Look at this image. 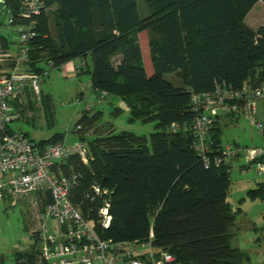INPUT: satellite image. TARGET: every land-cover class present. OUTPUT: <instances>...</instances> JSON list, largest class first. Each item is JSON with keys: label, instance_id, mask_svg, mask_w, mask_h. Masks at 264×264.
<instances>
[{"label": "trees", "instance_id": "trees-1", "mask_svg": "<svg viewBox=\"0 0 264 264\" xmlns=\"http://www.w3.org/2000/svg\"><path fill=\"white\" fill-rule=\"evenodd\" d=\"M45 1L56 10L37 17L27 68L44 74L42 64L48 60L60 69L81 59L85 65L79 74L91 73L96 92L119 97L129 121L155 123L149 136L116 132L114 124L92 141L80 135L89 142L90 163L72 156L64 165L65 172L83 175L72 191L75 204L98 223L110 199L113 218L106 237L145 241L153 233V245L173 254L178 264H245L246 253L231 243L236 212L227 200L230 165L207 167L191 145L190 89L210 91L217 82L234 90L245 82L264 85V24L255 29L245 22L260 0H145L146 16L139 0ZM143 30L149 33L151 75L139 41ZM115 56H120L118 65ZM167 74H176L183 86H175ZM41 97L45 112L53 115L50 96ZM122 110L115 107L113 113ZM103 116L102 110L84 111L78 133ZM222 130L219 123L212 130L215 145L222 142ZM64 140L60 133L40 142ZM95 186L109 193H97ZM248 194L264 198V183ZM32 237L37 254L25 264H42Z\"/></svg>", "mask_w": 264, "mask_h": 264}, {"label": "built area", "instance_id": "built-area-1", "mask_svg": "<svg viewBox=\"0 0 264 264\" xmlns=\"http://www.w3.org/2000/svg\"><path fill=\"white\" fill-rule=\"evenodd\" d=\"M47 10L45 0H0V201L16 204L31 199L36 209L32 235L38 242L42 264H178L173 254L153 245V233L145 241L106 237L113 218L110 199H105L98 223L72 200V191L83 175L81 171L65 172L64 165L72 156H78L85 165L90 163L87 139L79 136L73 144L65 140L42 144L11 126L14 102L23 104L27 89L41 95L42 74L30 71L27 61L38 35L37 17ZM45 64L53 68L52 59ZM83 65L81 62L75 70ZM89 86L81 85V92ZM190 92L191 145L204 164L230 165L243 159L245 166L264 176V142L248 147L236 142L215 145L212 140L213 128L220 117L226 116L246 119L264 141V85L245 82L241 89L234 90L217 82L210 91ZM106 95L104 91L101 98ZM172 128H179V124L172 123ZM80 129L82 126L77 125L76 131ZM95 190L109 193L98 186ZM144 247L147 250L140 251Z\"/></svg>", "mask_w": 264, "mask_h": 264}, {"label": "rangeland", "instance_id": "rangeland-1", "mask_svg": "<svg viewBox=\"0 0 264 264\" xmlns=\"http://www.w3.org/2000/svg\"><path fill=\"white\" fill-rule=\"evenodd\" d=\"M139 5L141 15L146 16L149 9L145 0H139ZM258 6L262 7L263 4ZM55 10L56 8L53 6L47 11ZM261 12L264 14V6ZM148 39L147 30L139 33V41L146 60L145 65L152 74ZM119 59L120 56H115L113 63L118 65ZM73 61L74 64L79 62L77 59ZM88 65L90 69L93 68L91 59H88ZM42 66L46 71L40 80L41 95L50 96L53 115H47L45 112L41 95L36 96L30 89H27L24 103L14 102L12 110L14 118L11 123L13 129L27 133L30 138L39 142L52 140L53 137L64 133L65 141L68 144H73L80 135L92 141L97 137L96 133L108 134V130L111 128L110 124L116 126V132L127 130L149 136L154 130L155 123L129 121L128 110H122L118 115L113 113L115 107H120L118 101L121 99L113 95H107L102 99V93L96 92L92 87L91 73L67 75L63 67L60 69L51 68L45 63ZM165 77L175 86H183L181 79L176 74H167ZM87 83L90 86L86 92L82 93L80 86ZM87 109L102 110L104 116L89 131L78 133L76 131L77 122ZM115 111L118 113L117 109ZM232 123L223 128L224 143L237 142L248 147L263 144V137L248 121L239 118L238 122L232 121ZM242 165H245L243 159L231 162V182L227 200L234 212L240 210V213L236 214L235 225L232 228L231 243L246 253L245 264H264V198H254L248 194L250 189L256 188L259 182H264V176L257 174L250 165L247 168H242ZM35 213L36 209L30 198L21 199L16 204H12L9 200L0 201V264H25L33 254H37L32 237V231L36 227ZM147 248L144 247L140 251L143 252Z\"/></svg>", "mask_w": 264, "mask_h": 264}, {"label": "crops", "instance_id": "crops-1", "mask_svg": "<svg viewBox=\"0 0 264 264\" xmlns=\"http://www.w3.org/2000/svg\"><path fill=\"white\" fill-rule=\"evenodd\" d=\"M259 4H263V6H264V0H260L253 8H252V10L249 12V14L246 16V18H245V22L250 26V27H252V28H255V29H257L258 27H260V26H262L263 24H264V14H262V7L261 6H258ZM255 23V24H254ZM149 56H150V53H149ZM88 59H90V58H88ZM87 59V60H88ZM143 59H144V64H146V60H145V58H144V54H143ZM150 59V62L152 63V61H151V57L149 58ZM77 61H79L78 63H72V62H74V61H70V62H68V63H66V64H64L62 67L64 68V70H65V72H66V74L67 75H72V74H75V73H77V74H79V72L81 71V69L80 70H75V68L77 67V65H79L81 62H83V60H81V59H77ZM84 63H85V61H84ZM145 67H146V65H145ZM152 68H153V65H152ZM146 71H147V73L149 72L148 71V68H146ZM153 73V72H152ZM149 75L151 74L150 72L148 73ZM119 102V106L123 109V110H128L129 111V109H128V107L126 106V104L122 101V100H120V101H118ZM229 117H226V116H222V117H220L219 118V120H218V122L217 123H219L223 128L224 127H228L229 125H231V123H232V121H234V122H238V119H228ZM242 119H244V118H242ZM244 120H246V119H244ZM247 121V120H246ZM249 123V122H248ZM233 124V123H232ZM115 129H116V126H115ZM223 131L224 130H222V133H221V141L223 142V139H222V136H223ZM224 143V142H223ZM237 143V142H236ZM242 168H247V166H245V165H242ZM230 174H231V164H230ZM230 177H231V175H230ZM261 183H264V182H259L258 183V185H257V187L256 188H258L259 187V185L261 184ZM256 188H254V189H256ZM251 190V189H250ZM237 213H240V210H237V212H236V214Z\"/></svg>", "mask_w": 264, "mask_h": 264}]
</instances>
